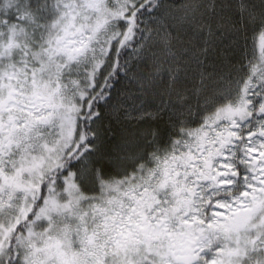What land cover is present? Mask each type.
<instances>
[{
    "label": "snow or ice",
    "instance_id": "1",
    "mask_svg": "<svg viewBox=\"0 0 264 264\" xmlns=\"http://www.w3.org/2000/svg\"><path fill=\"white\" fill-rule=\"evenodd\" d=\"M0 264H264V0H0Z\"/></svg>",
    "mask_w": 264,
    "mask_h": 264
}]
</instances>
